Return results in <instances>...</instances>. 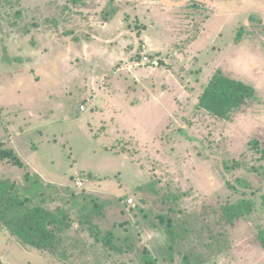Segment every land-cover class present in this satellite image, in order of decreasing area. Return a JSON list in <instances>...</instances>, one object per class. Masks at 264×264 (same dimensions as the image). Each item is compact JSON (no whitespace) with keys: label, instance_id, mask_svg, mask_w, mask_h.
<instances>
[{"label":"rangeland","instance_id":"rangeland-1","mask_svg":"<svg viewBox=\"0 0 264 264\" xmlns=\"http://www.w3.org/2000/svg\"><path fill=\"white\" fill-rule=\"evenodd\" d=\"M218 71L256 92L231 121L199 106ZM0 144L26 164L0 178L81 181L119 248L87 231L59 261L0 229V263L264 264V0H0Z\"/></svg>","mask_w":264,"mask_h":264},{"label":"trees","instance_id":"trees-1","mask_svg":"<svg viewBox=\"0 0 264 264\" xmlns=\"http://www.w3.org/2000/svg\"><path fill=\"white\" fill-rule=\"evenodd\" d=\"M255 94L252 86L224 76L218 71L202 94L199 106L215 118L231 121L235 113L255 98ZM0 146V162H10L18 168L26 167L18 153L14 154V150L3 148L2 144ZM23 179L19 182L16 179L0 178V229L13 240L22 247L46 252L59 261H66L71 257V252L80 251L77 244H74L77 242L76 238L88 231L89 237L95 241L92 247L95 243L103 242L107 250L118 253L119 248L112 242L113 234L106 232L102 235L100 229L93 225L95 216L100 214L104 205L92 192L85 189L81 181L72 182L75 186L64 190L58 184L43 181L32 171L27 172ZM71 181H74L73 177ZM77 183L82 186L79 187ZM262 205L264 209V194ZM253 207V202L243 198L228 205L225 211L231 215L230 218L239 219L250 215ZM165 225L172 245L177 239V234L170 220ZM85 229L86 231H83ZM81 237L83 239L87 236ZM89 239L84 241L88 242ZM121 252L122 250L119 251ZM143 259V264H158L150 253ZM184 262L189 264L185 259Z\"/></svg>","mask_w":264,"mask_h":264},{"label":"built area","instance_id":"built-area-1","mask_svg":"<svg viewBox=\"0 0 264 264\" xmlns=\"http://www.w3.org/2000/svg\"><path fill=\"white\" fill-rule=\"evenodd\" d=\"M83 109H84V108H83ZM77 184H78V186H79V187H81V186H82V184H81V183H77Z\"/></svg>","mask_w":264,"mask_h":264},{"label":"crops","instance_id":"crops-1","mask_svg":"<svg viewBox=\"0 0 264 264\" xmlns=\"http://www.w3.org/2000/svg\"><path fill=\"white\" fill-rule=\"evenodd\" d=\"M20 155V154H19ZM32 168H30V170H31ZM34 170V169H33ZM36 173V172H35ZM43 181H45L44 179H43Z\"/></svg>","mask_w":264,"mask_h":264}]
</instances>
